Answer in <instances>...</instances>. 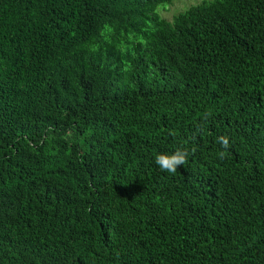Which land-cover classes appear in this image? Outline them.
<instances>
[{"label":"trees","instance_id":"obj_1","mask_svg":"<svg viewBox=\"0 0 264 264\" xmlns=\"http://www.w3.org/2000/svg\"><path fill=\"white\" fill-rule=\"evenodd\" d=\"M174 1L0 0V264H264V0Z\"/></svg>","mask_w":264,"mask_h":264},{"label":"clouds","instance_id":"obj_2","mask_svg":"<svg viewBox=\"0 0 264 264\" xmlns=\"http://www.w3.org/2000/svg\"><path fill=\"white\" fill-rule=\"evenodd\" d=\"M217 143H219L222 149H228L229 138L227 136H220L217 138ZM189 150L187 149H176L172 154H158L155 157V164L157 167L168 174H175L181 166L188 162ZM219 159H224L226 156L225 151H219L217 153Z\"/></svg>","mask_w":264,"mask_h":264},{"label":"rangeland","instance_id":"obj_3","mask_svg":"<svg viewBox=\"0 0 264 264\" xmlns=\"http://www.w3.org/2000/svg\"><path fill=\"white\" fill-rule=\"evenodd\" d=\"M199 1L200 0H177V1H174L172 4L168 5L166 8L161 9L159 13L164 18L170 20L175 13L185 9L186 7L192 4L198 3ZM162 7L163 5L159 6V8H162Z\"/></svg>","mask_w":264,"mask_h":264}]
</instances>
